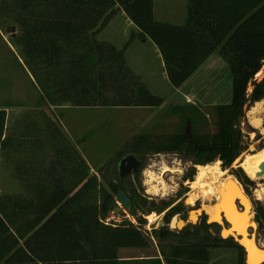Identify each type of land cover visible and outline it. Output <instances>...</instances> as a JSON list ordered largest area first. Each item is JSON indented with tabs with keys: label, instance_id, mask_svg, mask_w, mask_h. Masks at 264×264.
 I'll list each match as a JSON object with an SVG mask.
<instances>
[{
	"label": "trees",
	"instance_id": "trees-1",
	"mask_svg": "<svg viewBox=\"0 0 264 264\" xmlns=\"http://www.w3.org/2000/svg\"><path fill=\"white\" fill-rule=\"evenodd\" d=\"M153 8L154 0H0V13L19 26L16 43L40 100L47 105H161L164 98L148 87L126 56L136 36L151 40L161 72L172 87L186 82L214 52L227 64L231 78L229 101L213 106V133L136 134L98 169L104 183L90 173L60 128L52 121L44 123L38 130L51 142L53 156L45 163L24 159L23 165L17 164L24 192L0 194V264H122L119 249L149 246L139 225L152 218L150 213L164 211L163 224L155 231L162 259L147 258L146 264H208L210 250L218 247L243 252L232 237L215 235L211 228L216 223L209 224L205 218L180 230L169 229L171 218L184 211L183 204L147 199L131 180L120 177L118 163L131 153L141 166L147 155L164 152L195 165L217 159L223 167L233 163L244 149L245 113L264 99V78L254 79L264 62V0H187L181 24L157 20ZM119 13L131 23L122 45L99 35L112 20L122 22ZM5 124L6 111L0 109V149L11 146L4 136ZM31 128L28 123L26 129ZM21 140L13 148L21 146L25 154L26 142ZM27 167L39 174L35 183L27 181ZM193 175L194 167L183 178ZM229 177L240 182L237 175ZM47 184L54 188L47 190ZM29 185L34 188L28 190ZM120 189L130 199L128 212L137 217L138 225L128 220L106 222L117 206ZM255 214L264 229V209H255ZM238 264H245L242 254Z\"/></svg>",
	"mask_w": 264,
	"mask_h": 264
},
{
	"label": "rangeland",
	"instance_id": "rangeland-1",
	"mask_svg": "<svg viewBox=\"0 0 264 264\" xmlns=\"http://www.w3.org/2000/svg\"><path fill=\"white\" fill-rule=\"evenodd\" d=\"M186 2L187 0H154V17L159 21L181 24L186 14ZM13 24L18 27L17 35H19L18 24L8 19L2 12L0 13V26L4 30ZM129 26L131 23L128 20L124 23L112 20L109 25L100 30L99 35L106 40L122 45L128 37L129 29L126 27ZM143 40L146 39L136 36L127 49L126 56L132 62L129 64H132L134 70L141 74L154 93L164 98V102L156 107L97 106L102 108L91 109V107H87L79 111V116L82 111V118L79 119V122L85 127L82 132L90 133L86 136L87 140L83 142L87 148L88 160H90L87 164L90 167V173L96 174L99 181L102 179L98 169L104 168L106 161L115 156V153L122 149L136 134L171 135L178 132L190 134L191 131L198 134L213 133L216 130V113L213 106L228 102L231 96V78L227 64L215 52L186 82L179 87H172L165 78V72H161V62L155 58L153 43L149 38L147 41ZM139 50L149 58L143 57L142 53L138 54ZM19 55V63H0V89L2 95L7 97V94L13 93L18 79L19 100L27 102L32 98L31 95L37 93V90L27 75V67L21 48ZM144 58L146 61L142 63ZM262 78H264V62L254 76L256 80ZM251 89L252 86L248 85L247 91L250 92ZM23 94L27 98L21 99ZM14 99L16 102V97ZM8 100L13 102L12 98ZM259 103L261 113L257 114V118H260V124L257 127L250 122L249 110L252 106L249 107L245 113V119L241 123L244 149L233 163L228 167H223L221 160L217 159L204 166L209 174L208 178L205 179L208 182L206 187L197 184L198 174L193 181L196 172H199L198 165L171 152L147 155L145 163L141 164L137 173L126 177L149 200L156 202L165 200L170 202L171 206L178 203L183 204L184 211L171 218L168 224L169 229L180 230L176 227L178 219L185 220L186 213L194 207L201 208L204 206V209L208 211L209 206L218 197L215 187L218 188L219 183L225 181L223 178H228L230 175L239 176L241 185L248 193L252 204L251 219L255 220V209L259 207L264 209V169L261 168L263 170L261 177L252 178L250 176V169L253 165L257 163L261 167L264 163V99L260 100ZM25 110L22 109L20 113L23 115ZM9 117L11 118V116ZM17 164L19 163L16 158L10 157L9 154L5 155L3 151L0 152V191H2L0 194L24 192L22 183L15 178L17 177ZM192 167H194L192 179L183 178ZM148 172L153 174L154 179L147 175ZM223 172H225L224 175ZM102 183L104 182L102 181ZM153 188L156 189L155 192ZM190 196L194 198L193 204L185 202V198ZM116 204V207H121L118 201ZM164 213L165 211L160 214L152 212L149 214L152 219H148L144 224L139 225L140 230L149 238V246L146 248H121L118 255L122 258L141 256L162 259L160 244L155 231L162 226ZM143 217L146 218L148 215H143ZM105 220L114 223H122L128 220L138 225L137 217L125 209L116 211L114 208ZM205 220L207 221V218ZM200 222L201 219L197 224ZM256 227H250L248 231L255 238L259 247L264 248V229H257ZM221 229L214 227L211 228V231L215 235H219ZM241 254L245 260L244 251L240 252L236 247L213 248L210 250L208 264H238ZM124 262L123 264L131 263L130 261ZM131 264L136 263L132 261Z\"/></svg>",
	"mask_w": 264,
	"mask_h": 264
},
{
	"label": "crops",
	"instance_id": "crops-1",
	"mask_svg": "<svg viewBox=\"0 0 264 264\" xmlns=\"http://www.w3.org/2000/svg\"><path fill=\"white\" fill-rule=\"evenodd\" d=\"M119 16V19L122 21V23H124L126 21L124 15L120 14ZM17 33L18 27L15 24L10 25V27H6L5 30L2 26H0V63H19L20 48L15 40ZM8 52L11 53L9 54ZM156 56H159V54L157 53ZM145 61V58L142 59V63H145ZM26 70L29 79L33 83L34 88L37 90V93L35 92L33 95H31L32 98L27 102H22L19 100L20 93L18 89V79L13 93L7 94L8 98L2 95V91L0 89V109H4L6 111L4 136L6 135L11 140V146L7 147L6 149H0V152L3 151L5 155L9 154L10 157L16 158L17 162L21 165L24 164V159L31 164H36L41 161L45 163L46 160H50V158L53 156V152L50 147L51 142L45 140L44 134L40 133V129L38 130V128H40L41 126L43 127L44 123L52 121L60 128V130L68 138V140L77 148L81 156L85 159L86 163H89L88 161L90 160H88L87 148H85L86 146L83 142L87 140L86 136H88V134L90 133H83L82 130H84L85 127L82 126L83 124L79 122V119L82 118V111L80 116L79 111L82 109H86L87 107L71 106L68 103L62 105H47L43 103L40 100V93L35 85L32 75L30 74L28 69ZM14 97H16V102H14ZM9 98H12L13 102H10L8 100ZM25 98H27V96L23 94L21 99ZM44 108H46V110H44ZM99 108L102 107H91V109ZM22 109H26V112H24L23 115L20 113ZM9 116H11V118ZM28 123H31L33 128L26 129V125ZM20 139L26 142V146L24 147V149H26L25 154H23L19 150V148H22L21 146L18 147V151L13 148L14 144L17 143V141H19ZM37 139L40 140H38L37 142ZM21 141L19 143H21ZM11 163L14 165L13 162ZM32 172V169L28 168L26 178L29 183L32 180L35 183L38 178L37 175H39L38 173ZM15 178L19 180L18 174ZM19 182L21 181L19 180ZM44 187H46L47 190H52L54 188L49 184L45 185ZM32 188H34V186H28V190ZM38 188L39 187L37 186V190ZM147 258L149 257L135 256L122 258L119 255V259L120 261H122V264L125 263L124 261H130L131 263L133 261V263L136 264H146L144 262V259Z\"/></svg>",
	"mask_w": 264,
	"mask_h": 264
},
{
	"label": "water",
	"instance_id": "water-1",
	"mask_svg": "<svg viewBox=\"0 0 264 264\" xmlns=\"http://www.w3.org/2000/svg\"><path fill=\"white\" fill-rule=\"evenodd\" d=\"M189 128V125L187 126V130ZM140 167V160L134 155V154H127L123 156L119 163H118V171L120 177L124 178L132 173H136ZM261 168L264 169V163L261 165ZM238 195V190H235L234 193L232 194H224V204L222 206V210L220 211V217H221V222L213 221L209 222L207 220V223H226L228 226L222 227L220 236L223 238H226L223 236V230L224 229H229L232 224L229 221V219L225 215V210L227 213L230 215V218H233L234 221H236V230H234V233L238 232V229H243L244 227V220L241 218L238 221V218L236 216V213L233 208V198L234 196ZM238 199V198H236ZM116 201H118L121 204V207H115L116 211H120L122 209H125L127 211L131 210V202L128 196L125 194L123 190H118L117 195H116ZM215 204V203H214ZM200 209H197L199 211ZM201 212H204V210H201ZM242 212V210L240 211ZM206 213V212H204ZM207 215V214H206ZM193 222V221H192ZM253 226H248V230L250 227H256L257 222L255 220H252ZM187 225V221L183 220L181 218L178 219L177 223V228L181 229ZM247 238L242 241L243 235L242 234H236V237L234 235H229L228 237H232L238 245H240L245 253V264H262L264 262V248L259 247L257 244L255 238L252 236V234L247 231ZM253 238V240H252Z\"/></svg>",
	"mask_w": 264,
	"mask_h": 264
},
{
	"label": "bare ground",
	"instance_id": "bare-ground-1",
	"mask_svg": "<svg viewBox=\"0 0 264 264\" xmlns=\"http://www.w3.org/2000/svg\"><path fill=\"white\" fill-rule=\"evenodd\" d=\"M255 103H256V105H254V106L252 104V107L249 110V115H250V122L254 126L258 127L260 124V118H257V117L259 115L258 113H261L260 108H259L260 103H259V101L255 102ZM198 168H199V172H198L197 184L200 185L201 187H206L208 182L205 181V179H206V177L208 178L209 174H208L207 170L204 168V165H198ZM262 172H263V170L261 169L260 165H258L256 163L250 169V176L252 178H259V177H261V175H263ZM147 175L150 178L154 179L153 174L151 172H148ZM153 190L155 192L156 189L153 188ZM235 190H238V195L234 196V198H233V208H234V211H235L236 216L238 218V221L241 218L244 220V227H243V229H238L237 233H234V230H236V228H237V226H236L237 222L234 221L233 218H230V215L225 210V215L229 219V221L231 222L232 226L229 229L223 230V236L228 237L229 235H234L236 237V234L239 233V234L243 235V238L241 241V242H243V240H245L248 237L247 236L248 226H253L251 215L249 214L250 203L248 201V198L242 192L238 183L234 179H232L231 177L226 178L225 181H223L221 183V185L218 186V188H217V196L218 197L209 206L208 211H206L207 212V220L209 222H213V221L221 222V217L219 214H220V211L222 210V206L224 204L223 203L224 202V194H226V193L232 194V193H234ZM236 198H238L241 201V203H243V205H244V210L242 212H240L236 206V203H235V200H237ZM185 202L187 204H193L194 198L192 196L185 198ZM177 223H178V221H177ZM177 223H176V227H177ZM252 240H253V238H252Z\"/></svg>",
	"mask_w": 264,
	"mask_h": 264
},
{
	"label": "flooded vegetation",
	"instance_id": "flooded-vegetation-1",
	"mask_svg": "<svg viewBox=\"0 0 264 264\" xmlns=\"http://www.w3.org/2000/svg\"><path fill=\"white\" fill-rule=\"evenodd\" d=\"M132 174H135V173H132ZM131 174V175H132ZM223 175H224V172H223ZM223 179H226V178H223ZM237 183H238V185L240 186V188H241V190H242V192L244 193V195L248 198V201H249V203H250V211H249V214L251 215V218H252V204H251V201H250V199H249V197H248V193H247V191L244 189V187L241 185V183L239 182V181H236ZM219 185H221V182L219 183ZM217 188L215 187V190H216ZM214 190V191H215ZM235 203H236V206H237V208H238V210L239 211H243L244 210V205H243V203H241V201L239 200V199H237V200H235ZM197 209H200L199 211H197ZM201 210H204V212H206V210L204 209V206H201V208H197V207H194V208H192V209H190L187 213H186V215H185V220L187 221V225L186 226H188V225H195V224H197V222L201 219H203V218H207V212L206 213H204V212H201ZM254 219H255V221L257 222V229H260L259 228V223H258V221L256 220V215H255V217H254ZM193 221V222H192ZM207 222V221H206ZM210 224V223H209ZM225 226H228V224H226L225 222L224 223H222V224H220V223H216V227H220V228H222V227H225Z\"/></svg>",
	"mask_w": 264,
	"mask_h": 264
},
{
	"label": "built area",
	"instance_id": "built-area-1",
	"mask_svg": "<svg viewBox=\"0 0 264 264\" xmlns=\"http://www.w3.org/2000/svg\"><path fill=\"white\" fill-rule=\"evenodd\" d=\"M150 219H152V218H150Z\"/></svg>",
	"mask_w": 264,
	"mask_h": 264
}]
</instances>
